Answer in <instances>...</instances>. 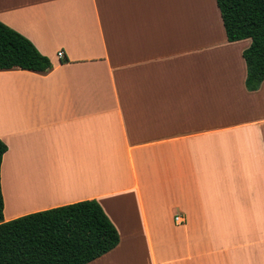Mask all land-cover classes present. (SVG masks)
Masks as SVG:
<instances>
[{"label":"crops","instance_id":"obj_1","mask_svg":"<svg viewBox=\"0 0 264 264\" xmlns=\"http://www.w3.org/2000/svg\"><path fill=\"white\" fill-rule=\"evenodd\" d=\"M215 7L0 0L52 62L0 69L6 221L96 199L120 241L86 264H264V81Z\"/></svg>","mask_w":264,"mask_h":264},{"label":"trees","instance_id":"obj_2","mask_svg":"<svg viewBox=\"0 0 264 264\" xmlns=\"http://www.w3.org/2000/svg\"><path fill=\"white\" fill-rule=\"evenodd\" d=\"M229 41L251 39L243 51L246 87L264 81V0H216ZM48 71L51 59L25 35L0 21V69ZM0 139V264H86L115 248L120 234L100 202L86 199L12 220L4 218Z\"/></svg>","mask_w":264,"mask_h":264},{"label":"rangeland","instance_id":"obj_3","mask_svg":"<svg viewBox=\"0 0 264 264\" xmlns=\"http://www.w3.org/2000/svg\"><path fill=\"white\" fill-rule=\"evenodd\" d=\"M208 2H210L214 7H215V10H216V12H217V10L219 11V9H218V7H217V4H216V2H215V0H194V7L195 6H199V5H202L203 3H208ZM217 8V9H216ZM203 14H205V12L203 11ZM208 20H209V22L212 24V27H213V21H214V17H213V15H212V9H210L209 10V12H208ZM215 19H216V17H215ZM217 20V19H216Z\"/></svg>","mask_w":264,"mask_h":264},{"label":"built area","instance_id":"obj_4","mask_svg":"<svg viewBox=\"0 0 264 264\" xmlns=\"http://www.w3.org/2000/svg\"><path fill=\"white\" fill-rule=\"evenodd\" d=\"M58 55H59V57H63L64 56V52L63 51H59ZM175 221L178 224H183L184 223V217L182 215H176L175 216Z\"/></svg>","mask_w":264,"mask_h":264}]
</instances>
